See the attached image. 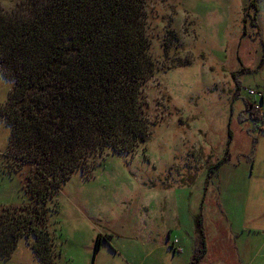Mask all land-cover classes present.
Here are the masks:
<instances>
[{"label":"rangeland","instance_id":"rangeland-1","mask_svg":"<svg viewBox=\"0 0 264 264\" xmlns=\"http://www.w3.org/2000/svg\"><path fill=\"white\" fill-rule=\"evenodd\" d=\"M145 1L158 69L144 88L156 124L133 153L96 155L87 172L76 169L62 183L48 223L58 264H189L197 216L206 240H219L225 226L248 256L264 259V101L256 113L249 104L260 95L248 92L264 94V0ZM14 4L0 0L6 10ZM168 28L180 45L164 54ZM180 59L191 62L172 65ZM11 88L0 72V207L29 200L28 169L10 175L4 167L9 127L1 112ZM226 146L229 161L207 182ZM177 238L183 249L175 252ZM31 241L21 236L0 264H36Z\"/></svg>","mask_w":264,"mask_h":264},{"label":"trees","instance_id":"trees-1","mask_svg":"<svg viewBox=\"0 0 264 264\" xmlns=\"http://www.w3.org/2000/svg\"><path fill=\"white\" fill-rule=\"evenodd\" d=\"M146 15L145 0H15L10 10L0 5V72L12 81L1 112L9 127L4 167L10 175L28 169L22 186L29 198L0 207V259L24 236L32 237L36 264H58L61 252L48 223L62 183L76 169L87 172L94 156L133 153L148 139L156 122L144 87L158 66ZM179 43L168 28L164 54ZM226 161L228 146L208 166L207 182ZM196 221L189 264L207 251L201 216ZM107 236L96 237L95 252Z\"/></svg>","mask_w":264,"mask_h":264},{"label":"crops","instance_id":"crops-1","mask_svg":"<svg viewBox=\"0 0 264 264\" xmlns=\"http://www.w3.org/2000/svg\"><path fill=\"white\" fill-rule=\"evenodd\" d=\"M221 231L219 235L221 238L218 240H206L207 243V251L204 256L199 261V264H264V259H258L259 255H249L246 253V250L242 247L239 248L238 246V236L230 230H227L225 226H221ZM207 234V229H206ZM230 234L234 235V238H230ZM208 235L206 236V238ZM172 245L175 247L176 250L182 251L183 245L180 243V239L177 238L176 242H172ZM196 247V241L194 243ZM194 247V251H195ZM247 248V247H246ZM249 250H251L249 248ZM252 250L255 248L252 247ZM210 252L217 253L215 257L212 258ZM210 255V256H209ZM247 255V256H245ZM216 261H219L215 263Z\"/></svg>","mask_w":264,"mask_h":264},{"label":"built area","instance_id":"built-area-1","mask_svg":"<svg viewBox=\"0 0 264 264\" xmlns=\"http://www.w3.org/2000/svg\"><path fill=\"white\" fill-rule=\"evenodd\" d=\"M248 92H249V94L250 95H253L254 96V98L255 97H258L257 95L259 94L260 95V99L259 100H255L253 103L255 104V106L257 107V108H259V110H260V107H261V103L263 102V94L261 93V92H259V93H257L253 88H249L248 89ZM177 241V239L176 240H174V242H176Z\"/></svg>","mask_w":264,"mask_h":264}]
</instances>
